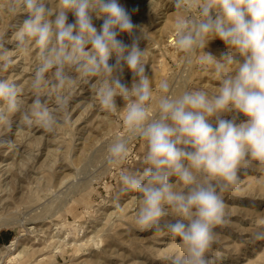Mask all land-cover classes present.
<instances>
[{"label":"clouds","instance_id":"9594fccd","mask_svg":"<svg viewBox=\"0 0 264 264\" xmlns=\"http://www.w3.org/2000/svg\"><path fill=\"white\" fill-rule=\"evenodd\" d=\"M173 2L174 45L188 63L199 53V62L212 69L219 83L211 94H171L168 80H160L154 93L145 69L146 48L140 47L143 28L118 0H56L55 10L49 0H0V10L24 17L16 51L27 54L30 45L39 50L27 107L20 88L0 79V128L11 133L12 117L19 113L27 128L55 132L62 126L60 114L66 121L70 92L77 85L71 73L82 82L95 80L99 105L109 116L119 114L125 131L108 148L107 163L121 165L132 140L146 146L143 171L119 176L122 193L139 194L136 227L166 229L181 250L173 264H209L214 229L225 222L226 205L217 189L235 188L241 170L253 164L264 168V0ZM94 17L103 19L99 30ZM214 39L228 49L219 60L203 51ZM11 56L0 37V71L10 67ZM125 69L133 77L131 87L118 75ZM45 94L55 97V107L42 99ZM116 97L124 101L122 109ZM228 114L231 119L225 118ZM237 116L244 121L237 123ZM13 146V140L0 136V148ZM168 216L173 220L162 223ZM254 236L262 239L264 231Z\"/></svg>","mask_w":264,"mask_h":264},{"label":"rangeland","instance_id":"374dc122","mask_svg":"<svg viewBox=\"0 0 264 264\" xmlns=\"http://www.w3.org/2000/svg\"><path fill=\"white\" fill-rule=\"evenodd\" d=\"M118 2L133 23L143 28L140 47L146 48L145 69L156 95L160 80H168L171 94L214 91L219 82L212 69L199 62V53L188 63L174 45L172 23L177 9L173 0ZM49 7L55 10L56 0H49ZM23 18V14L13 17L0 10V37L12 53V63L0 71V79L20 88L27 107L33 99L30 81L39 50L30 45L27 54L16 51V32ZM73 20L69 14L68 22ZM102 23L103 19L93 18L98 30ZM120 39L131 43L128 36ZM203 51L218 60L228 54L219 39L209 41ZM114 62L115 57L109 61ZM71 74L77 77V85L70 92L66 121L65 114H60L62 126L55 132L35 125L27 128L19 113L12 117L11 133L0 128V136L14 142L11 148H0V264H173L181 255L179 242L166 229L137 228L139 194L121 192L120 173L142 172L146 166L144 142L132 140L124 162L110 166L107 150L125 135L122 118L109 116L101 108L95 80L86 83L74 71ZM46 75L51 79V72ZM118 75L131 87L133 77L127 69ZM42 99L55 107L54 96L45 94ZM115 102L118 109L124 107L120 97ZM244 119L237 116V123ZM217 191L226 205L225 222L214 229L209 264H264V238L254 236L264 231V168L253 164L242 169L235 188ZM171 220L168 216L162 223ZM22 233L18 249L25 248L24 254L9 262L4 248Z\"/></svg>","mask_w":264,"mask_h":264},{"label":"bare ground","instance_id":"6f19581e","mask_svg":"<svg viewBox=\"0 0 264 264\" xmlns=\"http://www.w3.org/2000/svg\"><path fill=\"white\" fill-rule=\"evenodd\" d=\"M24 138V137H23ZM36 143V142H35ZM37 144V143H36ZM21 156V155H20ZM28 161V160H27ZM17 164V163H16ZM7 166V165H6ZM49 173V172H48ZM10 226V225H9ZM2 226H0L1 228ZM24 236V234L22 233L19 237H15L9 246H6L5 249V254L8 253V257H9V262L14 261L16 258H19L22 254H24V250L25 248H22L21 250L18 249L19 247V239ZM21 247V246H20ZM12 253H16V254H12ZM1 257V256H0Z\"/></svg>","mask_w":264,"mask_h":264}]
</instances>
